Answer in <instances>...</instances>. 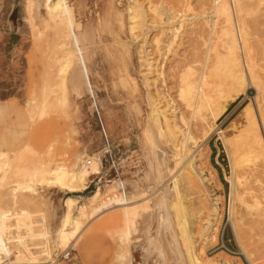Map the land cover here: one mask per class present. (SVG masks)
<instances>
[{
	"label": "rangeland",
	"instance_id": "obj_1",
	"mask_svg": "<svg viewBox=\"0 0 264 264\" xmlns=\"http://www.w3.org/2000/svg\"><path fill=\"white\" fill-rule=\"evenodd\" d=\"M30 1L29 12V0H0V210L31 212L35 220H41L35 224L39 235L32 248L51 255L43 256L39 264L56 262L71 246L74 264H116L122 241L130 244L132 264H143L148 242L152 247L149 264H192V253L201 264H264V231L254 225L257 213L264 211V196L259 195L264 187V0H243V13L236 0V7L232 0L218 4L215 0H139L145 8L140 18L144 26L134 30L129 0H68L79 25L62 36L53 23L47 24L44 0ZM114 2L122 24L112 17ZM223 3L231 11V32L240 45L237 55L243 72L253 68L251 75L257 77L255 82L245 78L243 88L233 86V91L223 66L232 42L225 35L230 29L218 8ZM104 18L100 32L98 24ZM141 51L152 63L149 73L142 67ZM60 55L68 65L63 72L55 59ZM212 68L213 76L209 74ZM205 80L218 91L237 95L216 118L193 98ZM164 100H172L179 109L177 117L169 116L173 134L160 108ZM218 103L223 105L225 99L221 97ZM248 109L254 115L253 125L245 120ZM201 116L212 126L203 128ZM247 125L258 127L263 143L258 159L250 162L252 168L258 166V173L252 172L246 184L241 180L248 167L242 166L240 158L247 138L242 141L240 135ZM81 157L98 159L102 167L84 192L71 195L37 184L31 185L28 203L10 195L19 181V167L43 160L52 169L77 170ZM172 176L179 180L182 203L173 191ZM244 185L246 190L241 188ZM98 187L103 193L112 187L107 198L123 193L131 202L150 195L146 200L149 211L137 216V236L128 234L124 209L89 216L88 199ZM68 197L79 201L72 216L78 217L82 205L88 213L79 216L83 228L79 240L60 247L58 231ZM244 218L253 226H245ZM11 222L15 225L16 216ZM225 226V241L241 256L216 249ZM11 229L16 231L15 226ZM237 235L249 259L238 246ZM14 261L12 256L11 264Z\"/></svg>",
	"mask_w": 264,
	"mask_h": 264
},
{
	"label": "bare ground",
	"instance_id": "obj_2",
	"mask_svg": "<svg viewBox=\"0 0 264 264\" xmlns=\"http://www.w3.org/2000/svg\"><path fill=\"white\" fill-rule=\"evenodd\" d=\"M40 1V0H39ZM152 1V0H151ZM149 0V3L151 2ZM155 1V0H154ZM216 4H218L220 2V0H215ZM224 1V0H223ZM226 1V0H225ZM224 1V2H225ZM237 1V5L239 6L240 11L243 13V0H236ZM235 0H232V6L235 4L236 2ZM130 2V7H129V14H130V20H131V24L132 29L134 30L137 26H144L143 23L141 24V20L140 18L143 17V10L145 8H143L142 3L139 2V0H129ZM222 2V0H221ZM31 1L29 0L28 2V11L30 12L32 7H31ZM225 3H228L227 1ZM223 3L221 5V7L219 6L218 8L221 9L219 11H221L222 16L225 17V21L227 23V27H229L230 30H227L226 34L228 38H230L232 40L231 44L227 46L228 49V54H227V58L226 61H224L223 66H225L228 69L229 75H230V79L232 80L231 83V89L233 86H242L241 89L243 88V84L245 81V78L248 79L247 81L250 80L251 81H257V77L255 75H251L254 74L253 72V68H250V73L248 72L249 70H246L247 73L245 74L243 72L242 69V63L240 62L238 55H237V51L238 49H240V45L239 42H236V36L234 35L233 32H231V11L229 8L228 4ZM152 4V3H151ZM44 5L47 8V14H48V19L47 21H49L47 24L53 23L56 27V29L59 31L60 35H65L71 28L72 26H75V22H74V15H73V9L71 6H69V2L68 0H44ZM154 5V3L152 4ZM159 4L156 5V7ZM228 6V7H227ZM237 6V7H238ZM148 7V6H147ZM236 7V4H235ZM233 7V8H235ZM155 9V7H154ZM163 9V7H161V10ZM153 10V8H152ZM160 11V9H158ZM233 11V9H232ZM239 11V12H240ZM161 12V11H160ZM160 12L158 13V15H160ZM235 13V12H234ZM153 14V13H152ZM156 15V12L155 14ZM236 15V14H235ZM164 16V15H163ZM154 17V16H153ZM155 18V17H154ZM159 18V17H157ZM146 19V18H145ZM143 19V20H145ZM153 19V18H152ZM233 20V19H232ZM146 22V21H145ZM158 22V21H157ZM163 22V21H162ZM169 22V21H168ZM243 23V22H242ZM166 24V23H165ZM164 24V25H165ZM146 26V25H145ZM158 26V25H157ZM164 27V26H163ZM76 29V28H75ZM163 30V29H162ZM166 32V31H165ZM224 33V32H223ZM163 34V33H162ZM133 35V34H132ZM159 36V35H158ZM161 36V35H160ZM224 36V35H223ZM135 37V36H134ZM226 37V36H225ZM226 37V39H227ZM135 39V38H134ZM228 39V42L229 40ZM160 41V39H158ZM238 41V40H237ZM242 42V41H241ZM240 42V43H241ZM63 43L60 44V46ZM145 52L141 51L140 54V58L141 60H145V63H142V67L144 66L146 71L149 73L151 71L152 68V63H150V61L148 59H146V55H144ZM58 58L60 60H58ZM55 59L57 60L56 62L60 63V68H61V72L65 71V69L68 67L67 62L65 60L64 56H58L55 57ZM62 59H64L65 61H63ZM142 60V61H143ZM252 62V59H251ZM250 62V63H251ZM253 63V62H252ZM248 65V64H247ZM252 67V66H251ZM254 67V66H253ZM191 68V67H190ZM189 68V69H190ZM210 68V67H209ZM249 69V68H248ZM194 70V69H193ZM215 68H212L209 72L210 75L213 76ZM227 72V73H228ZM189 74L192 72H188ZM194 73V72H193ZM216 73V72H215ZM214 73V74H215ZM61 74V73H60ZM208 74V75H209ZM228 75V74H227ZM194 76V75H193ZM190 77L192 76H189ZM187 78V77H186ZM202 78V77H201ZM229 78V77H228ZM252 78V80H251ZM193 79V78H192ZM187 81L188 78L186 79ZM185 80V81H186ZM194 80V79H193ZM193 80L190 83L193 82ZM184 81V79L182 80ZM197 81V80H195ZM182 82H180L181 85ZM185 83V82H184ZM212 83V82H211ZM209 81H204L203 85L198 86L197 91H196V95L193 96V98L195 97L198 102L201 104L200 106H204L207 110L209 109L211 112V116H213V118L220 116V114H222L228 106H230L234 100H236V94L233 95V92L231 91H218V89H215L214 86L212 87ZM188 84V83H187ZM223 84V83H222ZM194 85V84H193ZM183 86V85H182ZM186 87V83L184 85ZM181 87L182 88H184ZM222 86V85H221ZM220 86V87H221ZM253 86V85H252ZM192 87V86H191ZM194 87V86H193ZM227 87V85H226ZM187 88V87H186ZM235 88V87H234ZM180 89V87H179ZM190 89V88H188ZM187 89V90H188ZM220 89V88H219ZM228 89V87H227ZM230 89V90H231ZM171 90V89H170ZM184 90V89H183ZM190 91V90H189ZM195 91V90H194ZM233 91V89H232ZM236 91V90H235ZM182 92V91H179ZM186 92V91H184ZM180 93L183 95V93ZM188 92V91H187ZM189 95L192 94V91L188 92ZM221 93H225L222 94V96H219ZM235 93V92H234ZM163 95V94H162ZM184 95H187L184 94ZM166 95H164L165 98ZM169 96V95H168ZM162 97V96H161ZM182 97V96H181ZM190 97V96H189ZM188 97V98H189ZM225 99V103L222 105L221 103L219 104L218 101L220 98ZM163 98V99H164ZM170 98V96H169ZM184 98V97H183ZM182 98V99H183ZM187 98V97H186ZM192 98V97H191ZM192 98V99H193ZM194 98V99H195ZM162 99V98H161ZM168 99V98H167ZM48 100V99H47ZM173 100V99H172ZM171 101H165L166 104L163 106H160V108H163V116H164V120L166 121V123L168 124V129L170 131V133L173 134L174 129H172L171 127V123H169V116L172 118L177 117V113L179 111H177L176 105H173ZM187 100V99H186ZM189 100V99H188ZM196 100V101H197ZM49 101V100H48ZM192 101V100H190ZM195 101V102H196ZM194 102V103H195ZM47 103V102H46ZM49 103V102H48ZM162 104V103H161ZM175 104V102H174ZM190 105V103H188ZM50 105V103L48 104ZM187 105V106H189ZM194 105V104H193ZM196 105V104H195ZM222 108H221V106ZM179 107V106H178ZM185 107V106H184ZM48 108V107H47ZM183 108V105H182ZM186 108V107H185ZM220 108V109H219ZM250 108V107H249ZM45 111V110H44ZM47 111V110H46ZM184 111V110H183ZM189 111V109H188ZM207 112V111H206ZM181 113V112H180ZM187 113V112H186ZM190 113V112H189ZM245 113V120L247 123H251L254 121V115L253 112L250 111L248 109V111L244 112ZM182 114V113H181ZM184 114V113H183ZM182 114V115H183ZM206 114V113H205ZM188 115V114H187ZM243 115V114H242ZM205 116V115H204ZM182 118V116H180ZM179 117V118H180ZM185 116H183L184 118ZM208 117V116H207ZM182 118V120H183ZM242 118V117H241ZM264 118V117H263ZM181 120V119H180ZM173 121V120H172ZM195 121V120H194ZM200 121V120H199ZM198 121V123H199ZM211 121V120H210ZM175 122V121H174ZM173 122V123H174ZM178 122V121H177ZM255 122V121H254ZM176 123V122H175ZM257 123V122H256ZM209 122L208 119L206 117H202L201 116V125L203 126V128L209 126ZM263 126H264V120L262 122ZM246 125V124H245ZM253 125V124H252ZM173 126V124H172ZM174 126L176 127V125L174 124ZM212 125H210L209 127H211ZM242 126V125H241ZM244 126V125H243ZM242 126V127H243ZM174 127V128H175ZM200 127V126H199ZM178 128V127H177ZM189 129V128H188ZM176 130V129H175ZM177 132V130H176ZM191 133V132H190ZM190 133L188 131V133H186V135L190 138V140L192 139V137H190ZM220 133L222 134L223 131H220ZM208 134V133H207ZM186 136V137H187ZM192 136V135H191ZM238 136V135H237ZM239 137V136H238ZM237 137V138H238ZM231 138V137H230ZM247 142L246 144V148L245 150L240 154L242 155L240 160L242 163L243 167H248L244 168V174H243V180H248L249 176L251 175V173H258V166H254L252 168V166H250V162H253L255 160L258 159V156L260 155V151H259V146L262 142V138L261 135L259 134L258 131V127H251L248 126L243 129L241 131V135H240V140L244 141L243 139ZM197 140V139H196ZM150 144V143H149ZM147 146H149L147 144ZM200 147V146H199ZM261 147V146H260ZM262 148V147H261ZM254 149V150H253ZM150 151V150H149ZM158 153V152H156ZM250 153V154H249ZM252 153V155H251ZM160 156L163 154H161V152L159 151ZM30 155V154H29ZM262 155H264L262 153ZM159 156V157H160ZM148 157V156H147ZM191 158V157H190ZM189 158V159H190ZM152 159V157H151ZM158 162V160H156ZM161 161V160H160ZM159 165H162L161 162ZM188 161V160H187ZM186 161V162H187ZM194 161V160H193ZM152 163V162H151ZM155 163V162H154ZM157 163V164H158ZM190 168L191 170L193 169V162L192 160H189ZM240 163V164H241ZM155 165V164H154ZM157 165V167L159 166ZM258 165V164H257ZM240 166V165H239ZM153 168H155L154 166H152ZM1 168V167H0ZM101 164L99 162L98 159H95L94 161H90V160H85V157H81V162L80 165L78 167L77 170H67L65 168H60V169H52L50 167V164L46 163L43 160H39V161H33L32 163H29L26 166L23 167H19V171H18V178L19 181L18 183L13 187L10 195L12 196V198H15L16 200L18 199V197H20L21 199H23L24 201H26L27 203L31 201L32 198V194H30V189H31V185L35 186L37 184H40L41 186H44L46 188H53V189H59L63 192H65L66 194H71V195H75V194H79L84 192L85 190H87L88 188V181L90 179V177L93 174H98L101 171ZM152 168V169H153ZM235 168V166L233 165V169ZM252 168V170L250 169ZM156 170V169H155ZM159 170V168H158ZM157 170V171H158ZM243 170V169H242ZM151 172V171H150ZM159 172V171H158ZM261 172V171H260ZM188 175V172H186ZM232 173V172H231ZM157 174V172H156ZM159 174V173H158ZM176 174V173H175ZM242 174V173H241ZM240 174V175H241ZM152 177H154L153 173H151ZM239 175V174H238ZM161 176V175H159ZM165 176V175H164ZM191 176V175H190ZM148 177V176H147ZM190 178V177H189ZM156 179V178H154ZM172 179L174 181V187H173V191L175 193L176 198L178 199L179 203H182L181 200V193L179 190V180L177 178H175V176H172ZM171 179V180H172ZM4 180V178H3ZM1 180V181H3ZM159 180V179H158ZM248 181H246L245 183L247 184ZM233 184V183H232ZM2 185V183H0V186ZM245 187L241 186V188L245 189L247 188L246 185H244ZM119 187V186H118ZM249 187V186H248ZM157 187H155V190ZM256 189V188H255ZM116 190V189H115ZM152 190V189H151ZM246 190V189H245ZM249 190V189H248ZM254 190V188H253ZM258 190V189H257ZM262 191V193L260 191ZM257 193H259V195H262V199L264 196V187H261L259 189ZM113 191L112 187H110L108 189L107 192L102 191L101 188H97L95 190V192L90 196V198L88 199L90 201V211H89V216L91 218H96L100 215H102V213L104 212H108L110 210L113 209H124V215H125V219L126 220V226H127V231L129 235H135L137 231H139L140 229L138 228V221H137V216L141 213L147 212V210L150 208V206L147 203V199L150 197V195H143L141 199L137 200V201H129L128 197L123 194V193H119L113 197H108V194L111 193ZM145 191V190H144ZM142 191V192H144ZM150 191V189H149ZM151 192V191H150ZM153 192V191H152ZM245 192V191H244ZM255 192V191H254ZM154 193V192H153ZM172 192V194H174ZM152 194V193H151ZM155 194V193H154ZM153 194V195H154ZM159 196V193H157ZM244 194V193H243ZM29 195V196H28ZM163 195V194H162ZM258 195V196H259ZM248 196V195H247ZM250 196V195H249ZM257 196V195H256ZM254 196V198L256 197ZM257 196V197H258ZM259 196V197H260ZM105 199L104 201L96 204V201L99 199ZM158 198V197H157ZM20 199V200H21ZM150 199V198H149ZM160 199V198H159ZM158 199V200H159ZM260 199V198H259ZM157 200V199H156ZM261 200V199H260ZM233 201V200H232ZM78 200L74 199L72 197H68L66 199V214L63 218L62 224L59 228L58 231V238H57V243L60 245V247H66L68 244L70 243H76L77 240L79 239V237L82 234V226H81V221L79 219V216H85L88 212L87 209H85V205H82L80 208H78V217L77 216H72L73 210L75 209V205L78 204ZM262 202V200H261ZM151 203V202H150ZM247 203H248V198H247ZM257 204V201H256ZM255 204V205H256ZM263 204V203H262ZM167 205V204H166ZM181 206V204H180ZM250 206V205H248ZM260 206V205H259ZM77 207V206H76ZM182 207V206H181ZM256 207V206H254ZM253 208V207H252ZM251 208V209H252ZM260 208V207H259ZM249 209V208H248ZM258 209V208H256ZM149 211V210H148ZM259 211V210H258ZM170 213V212H169ZM256 213V212H255ZM247 214V213H245ZM123 215V216H124ZM142 215V214H141ZM151 215V214H150ZM248 215V214H247ZM246 215V216H247ZM13 216H16V222L15 225H13V223L11 222V218ZM244 216V215H243ZM242 216V217H243ZM245 216V217H246ZM169 217V216H168ZM250 217V216H249ZM124 218V217H123ZM147 218V217H146ZM246 219L245 221H249L244 222L245 226L246 225H250L253 226L251 224V220H247L248 218H244ZM256 220L254 221V225L258 228H262V230L264 231V211H259L256 215ZM35 218L33 216H31V212H27V213H21V212H12L10 213L9 211H7L6 209L4 210V208L2 210H0V264L3 263V260L5 261V258L7 259V261H9V263L11 264V257L14 256L15 257V261L13 262V264H39L40 259L43 256H50V252L47 250L45 251H40V250H35L36 244H34V239L39 235V232L37 231L38 226L35 227V224H39L41 223V220H35ZM169 221V220H168ZM231 221V220H230ZM186 221L184 220V222H182V225L184 227V229H187V223H185ZM247 223V224H246ZM83 224V223H82ZM15 226L16 231H12V227ZM125 226V225H124ZM140 227V226H139ZM234 228V227H233ZM254 228V227H253ZM25 229V232H23V230ZM37 229V230H36ZM171 230V229H170ZM235 230V229H234ZM248 230V229H247ZM246 230V231H247ZM171 232V231H170ZM187 232V231H186ZM255 232V230H254ZM135 233V234H134ZM138 233V232H137ZM249 233V231H248ZM187 234V233H186ZM202 234V232H201ZM235 234V231H234ZM239 234V233H238ZM236 235V234H235ZM137 236V235H135ZM134 236V237H135ZM236 237V236H235ZM140 239L139 237H135ZM247 238V237H246ZM255 238V236H254ZM162 239V237H161ZM135 240V239H134ZM155 240V238L153 239ZM152 240V241H153ZM254 240V239H253ZM137 241V239H136ZM180 241V240H179ZM189 244L190 246L192 245L190 239L188 238ZM240 245L239 248L242 250L243 253H245L244 255H247L246 258H250V255L247 253V251L243 248L242 244H241V238H239V236L237 235V240H236ZM148 242V241H147ZM154 243V241H153ZM180 243V242H179ZM256 243V241H255ZM147 247L143 248V264H149L150 263V247L149 246V242L147 243ZM120 246V245H119ZM155 246H157V243L154 245V248L157 249ZM254 246V245H253ZM181 247V244H180ZM183 247V246H182ZM258 247V246H257ZM119 248V247H118ZM152 248V247H151ZM262 247L260 246V248L258 247L257 249L262 250ZM153 249V250H155ZM191 249L192 246H191ZM119 250V249H118ZM185 252V251H184ZM193 251H191L192 253ZM256 252V251H255ZM259 252V251H258ZM257 252V253H258ZM163 253H166L163 251ZM117 254V253H116ZM119 254V253H118ZM187 254V253H186ZM193 255L192 257V264H201L199 262V260L197 259V257L194 255V253H192ZM159 256V255H158ZM165 259H166V254L164 255ZM186 256V255H185ZM118 257V256H117ZM130 244L128 242H121V253L119 254L118 257V262L116 264H132L131 263V258H130ZM183 259H184V254H183ZM189 261V260H188ZM191 261V260H190ZM189 261V263H191ZM6 262V261H5ZM167 262V261H166ZM185 262V261H183ZM186 263V262H185ZM263 264V263H262Z\"/></svg>",
	"mask_w": 264,
	"mask_h": 264
},
{
	"label": "built area",
	"instance_id": "obj_3",
	"mask_svg": "<svg viewBox=\"0 0 264 264\" xmlns=\"http://www.w3.org/2000/svg\"><path fill=\"white\" fill-rule=\"evenodd\" d=\"M225 229H226V226L224 227V229L222 230L220 234L219 242H218V245L216 246V249L221 250L230 256H241L240 253L233 251L228 246L227 242L225 241V238H224ZM56 262H65L66 264H74L76 262V255H75V249L73 248V246H71L65 252H63L59 256ZM56 262L50 263V264H56ZM2 264H9V261L4 262Z\"/></svg>",
	"mask_w": 264,
	"mask_h": 264
},
{
	"label": "crops",
	"instance_id": "obj_4",
	"mask_svg": "<svg viewBox=\"0 0 264 264\" xmlns=\"http://www.w3.org/2000/svg\"><path fill=\"white\" fill-rule=\"evenodd\" d=\"M69 2V1H68ZM114 6H115V8L113 9V10H111V12H112V17L115 15V19L116 20H118L119 22H121V20H120V14L116 11V4H115V2H114V4H113ZM69 6H71L70 5V3H69ZM73 9V8H72ZM73 15H74V22H75V24L76 25H79V24H77V19H76V14H75V11H74V9H73ZM105 22H106V19L104 18V20H100V22H99V24H98V29H99V31L101 32L102 30H101V28H103V26L105 25ZM121 24H122V22H121ZM81 27V26H80ZM96 32V31H95ZM132 41L133 42H135L134 41V39L132 38ZM85 60V59H84ZM85 65H86V61H85ZM86 68H87V65H86ZM87 72H88V69H87ZM88 79H89V75H88ZM89 83H90V80H89ZM90 86H91V84H90ZM102 169V168H101ZM102 171V170H101ZM101 171H100V173H98V174H93L91 177H90V179H89V182L91 181V179H92V177L93 176H97V175H100L101 174ZM99 188H101V187H99ZM102 189V188H101ZM80 238V237H79ZM79 240V239H78ZM77 240V241H78Z\"/></svg>",
	"mask_w": 264,
	"mask_h": 264
}]
</instances>
